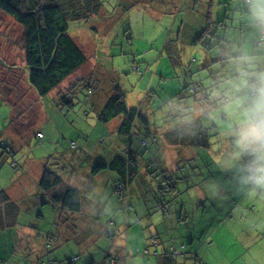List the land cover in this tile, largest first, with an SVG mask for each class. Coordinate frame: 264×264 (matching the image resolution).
Returning a JSON list of instances; mask_svg holds the SVG:
<instances>
[{
	"label": "rangeland",
	"instance_id": "1",
	"mask_svg": "<svg viewBox=\"0 0 264 264\" xmlns=\"http://www.w3.org/2000/svg\"><path fill=\"white\" fill-rule=\"evenodd\" d=\"M102 2V15L87 25L79 23L70 27V35L85 52L87 62L58 91L74 78L94 75V97L88 96L87 88L79 89L74 97L78 104L76 110L57 107L53 102L55 91L45 98H38L35 104L32 102L27 108L29 99H34V91L25 84L29 72L20 47L24 30L14 19L0 14V34L3 39L10 40L4 41L6 48L8 42L12 41V50L11 47L10 51L6 50L10 52L9 58L0 55V64L3 65V70L0 69V141L12 143L17 152L15 158L19 160L17 168L11 166L12 157H5L0 162V189H6L13 199L35 207V199L40 197L39 172L45 164L43 161L48 158L50 167H55L56 172L68 183H80L78 188L85 199L83 214L73 217L77 225L75 234L69 233L72 222L62 221L57 239L62 245L53 251L55 259H42L39 255L41 245L47 240L45 227L53 224L55 219L51 216L46 219H49L48 222L36 228L37 223L35 219H30V210L25 206L28 219L22 218L21 223L24 225L34 221L35 229L21 228L18 235L14 232L4 234L0 241L1 264L2 260L10 264H71L74 257L78 258L74 264H150L151 259L156 264L155 250H150L153 254L147 250V238L157 234L150 222L151 215L155 224L158 222L159 226L163 225L160 227L164 232L168 231L176 239L175 242L168 240L167 235L158 239L160 245L161 242H168L165 247L157 246L156 252L160 254L161 262L200 264L202 257L198 255L197 249L203 245H221L219 235L225 222L230 214L235 215L234 207L216 209V203L212 201H222L223 197L220 196L230 193L252 199L257 194L253 185L247 182L255 157L240 155L236 145L238 133L242 129V118L238 112H225V102L220 97L225 92L233 100L246 94L252 95L250 92H235L233 86L244 72L264 71V44H252V39L261 40L264 26L257 25L258 22L253 21L248 11H241L250 9L247 0H213L215 22L228 18L224 28L216 26L213 37L203 42L202 45L212 47L210 50L193 43L192 38L197 39L206 23L196 13L198 10L191 14L190 0ZM248 18L253 24H249L247 30L244 23L248 22ZM180 30L185 37L180 57L176 59L164 47L168 41L175 39ZM241 30H244L243 37ZM240 48L248 58L235 57L240 54ZM134 67L143 71L137 73ZM212 68L219 71L223 79L205 80L214 72ZM201 81L205 89L198 93L197 98L204 99L213 93L218 99L217 105L207 104L205 100L195 101V94L188 87L193 88L194 82ZM250 82H255L254 76L250 77ZM118 86L124 92L129 106L142 109L149 119L151 130L156 134L169 130L171 126H181L200 118L205 126L212 128L214 124L217 131L211 132L215 135L210 137L213 148H180L182 150L178 149V152L176 148H169L167 152H160L159 144L155 146L156 150L152 146L145 156L148 167L142 161L139 179L122 192H117L121 181L116 172L98 174L94 180L83 178L82 182H79L80 177L74 175L73 181H70L68 176H71V171L78 172L79 166L84 170L89 163L99 158L102 149L100 141L107 143L105 149L110 148L119 119L106 126L98 120L97 113L101 112L105 98L114 95ZM13 117L17 120V131L13 127V123H16ZM38 132L44 135L43 145L40 146L36 141ZM219 132L221 138L217 137L219 135L216 133ZM72 142L84 146V149L72 150ZM113 143L115 146L120 145L119 149L122 148L121 144ZM115 150L118 151L117 148ZM87 151L91 154L89 158L85 153ZM153 155L154 159L158 156V162L151 164L152 160L148 156ZM248 157H251L250 161H246ZM161 158L165 162L163 167ZM230 166L231 170L228 171ZM227 176L230 180L225 178ZM159 185L164 192L158 190ZM172 187L177 188L175 192H172ZM205 194L214 196L203 199ZM232 197L235 198L230 195ZM160 205L164 206V210L160 209ZM51 213L52 208L49 209ZM12 237L13 244L10 242ZM241 240L244 243V239ZM193 241L195 249L192 251ZM210 241L211 244H208ZM167 246L171 247L175 255L176 249L181 254L182 246L186 247L182 255L173 260L165 251ZM123 249H126V253ZM206 263L212 264L211 261Z\"/></svg>",
	"mask_w": 264,
	"mask_h": 264
},
{
	"label": "trees",
	"instance_id": "2",
	"mask_svg": "<svg viewBox=\"0 0 264 264\" xmlns=\"http://www.w3.org/2000/svg\"><path fill=\"white\" fill-rule=\"evenodd\" d=\"M190 1L192 4H195V7H198V11L201 15H203V19L206 23L205 29L201 32L197 39L195 40L192 38L193 43L194 45H201L207 50H210L212 47H209L207 44L202 45L203 42L208 37H213V31L216 26L224 28V26H226L225 21L228 17L225 21L215 22L213 18L215 6L213 0H210L209 2H207V0ZM247 4L250 5L251 9L252 0H247ZM103 8L104 6L102 0H0V14L2 13L7 17L14 19L23 27L24 31L20 47L24 52V64L28 68L29 72L27 76V83L36 92L38 97L45 98L55 91L53 99L55 105L59 108H66L68 110H76L78 107V104L74 101V97L82 87L89 90L88 96L94 97L95 92L92 90L94 79L93 74H88L77 79L74 78L67 86L63 87L59 91L58 89L68 79L72 78V76L87 62L85 52L70 35L71 25L79 23L84 25L89 24L90 21L102 15ZM250 9L241 11H248L250 14ZM235 19L236 18H234V21ZM249 24V21L244 23V27ZM257 25L260 24L258 23ZM241 34H244V30H241ZM184 37L185 34L180 30L175 39L168 41L165 44L164 49L167 53H170L171 57L176 59L180 57L181 45L184 41ZM252 44H254V46L256 44H264V34L260 41L252 39ZM240 50V54H237L235 57H249L243 54L241 48ZM253 56H256V54L253 53ZM208 65H210V62ZM134 68L135 71L137 70V73L143 71L139 67ZM212 70L214 72L211 73L210 77L205 80L214 79V81H216L217 74H219L220 79H223L219 71H217V73L215 68H212ZM193 86V88L189 86L188 90L192 94H195V101L197 100V102H200L197 96L198 93H202L205 89L203 87V82H194ZM211 97H214L213 93L212 95L203 97L205 103L212 106L215 104L217 105L219 103L218 101L210 102ZM105 99L106 100L103 102L104 105L102 106L101 112L97 113V118L105 125L115 119L120 120L117 133L112 136V139L114 136L118 139L120 138L122 141L121 144L125 149L124 151L120 150L119 153L112 157V154H114L112 147L114 145V140L111 139L109 144L110 148L106 149L105 147L107 146V143L102 140L99 142L100 146H102V149H100L99 152V158L89 163L88 167L85 165L87 168L84 170L82 166H79L77 169L78 172L71 171V176L68 177L70 181H73L74 175L75 177L82 176V179L89 178V180H94L97 176H99L98 174H103L105 172L108 173L109 171L116 172L121 181L117 187V192H122L139 179L142 161L147 164L148 167V162L145 161L146 153H149L153 147L158 146L159 136L151 133L152 126L142 109L139 107L129 106L127 98L120 86L116 88V93L114 95ZM227 99L228 97L225 95L221 97V101L223 102ZM90 100L92 99L90 98ZM182 126L183 125L180 127ZM183 127L182 130L177 132V137L175 134H172V136L178 140L176 141L177 143H174L175 146L173 147L176 148L177 152L178 149L179 151L182 150L180 148L203 150H210L213 148V145L210 143L205 145L203 142L204 133L209 130V127L207 128V126H205L201 118L193 120ZM210 129L212 131H217L214 124L212 128L210 127ZM172 131L173 130H170L167 133L170 134ZM216 134L219 135H216L217 137L221 138L220 132ZM214 135L215 134H211L210 137ZM210 137L208 139L209 141ZM43 140L44 135L41 132H38L36 135L37 145H43ZM187 143L190 145H187ZM11 144L0 141V150L2 151L0 157L3 156L2 159L0 158V162L4 160L5 157H12L11 166L13 168H17L19 166V160L15 158V154L17 152L12 147L13 144ZM193 145L195 146L192 147ZM79 148L82 150L84 149V146L80 147L76 144V142L71 143L72 150H77ZM140 149H142V151ZM85 153L87 158H89L91 155L89 151ZM154 157L155 155L152 157L148 156L149 160H152L151 164L158 162V156L156 159H154ZM162 159L163 158H161V165L163 167L165 162ZM247 160L250 161L251 157L246 158V161ZM43 162H45V164L41 167L39 172L40 182L38 185V196L40 197L39 199H35L37 204L35 207L25 201L13 199L6 189H0V241L3 239L4 234L14 232L18 235L21 228L23 230L27 228H39L42 223L48 222L52 216V218L55 219V222L53 224H49V227H45L47 229V233H45L47 240L41 245V254L39 255L42 259H45V257L55 259L53 251L62 245L59 240H57L60 236L58 231L59 227L61 226L62 221H64L63 223L72 222L69 233L75 234L77 232V225L74 223L73 217L75 215L79 216L83 214L85 199L82 194V190L77 186L80 185V183L75 185H72L71 182L68 183L60 174L56 172L55 167L54 169L50 167L48 164L50 162H48V158H46ZM231 166L228 167V171L231 170ZM237 166H240V164H237ZM80 172H88V176L86 174L80 176ZM249 175L251 176L252 172ZM225 178L230 180V177L228 176ZM252 185L257 192L254 197L258 199L259 196L264 194V188H258L254 183H251V186ZM176 189L172 187V192H175ZM222 189H224V186H222ZM158 190L160 192H164L160 185ZM221 193L224 194L223 191H221ZM205 195L208 198L210 195L214 196L212 194ZM219 196L220 195H217V197ZM226 196L227 195H224V197ZM212 202L216 203L214 200ZM25 206H27L30 210V219H35L37 223L35 227L34 221L24 225L21 223L23 219H28L25 215ZM48 208H52V215L49 214ZM160 208L164 210V206L160 205ZM216 209H219L217 203ZM47 218L49 219L46 221ZM38 233H41V231H38ZM41 235L43 236V233ZM150 239L152 246L156 247L159 243L158 238L152 237L149 238V240ZM51 240L54 242L53 244H51ZM10 242L13 244V237L10 238ZM185 247L186 246H182L183 249ZM147 250L148 253H150V250ZM171 250L172 249L170 247V250L167 253L168 255H171L173 260L182 255V250L180 251V254L178 252L179 250L176 249V255ZM155 254H157V252H155ZM187 254L191 255L189 252H187ZM2 261V264H10L7 261ZM77 261L78 258L74 257L71 264L77 263ZM112 261L114 263L116 262L114 259H112ZM199 262L200 264H207L202 261V258H200ZM39 264L45 263L39 262Z\"/></svg>",
	"mask_w": 264,
	"mask_h": 264
},
{
	"label": "crops",
	"instance_id": "3",
	"mask_svg": "<svg viewBox=\"0 0 264 264\" xmlns=\"http://www.w3.org/2000/svg\"><path fill=\"white\" fill-rule=\"evenodd\" d=\"M220 1H223V0H220ZM194 5L195 4H191V6L189 7V9L192 7V13L191 14H194L195 10H198V7L197 6L195 7ZM241 5L244 8L246 7V5L243 2L241 3ZM235 11H238V10H235ZM196 13H198L199 16H202V18H203V15H201L199 11ZM247 21H249L250 24L252 23L251 18L247 19ZM248 27H249V25L247 26V29H248ZM3 29H6V27H4ZM241 37H243V35H241ZM5 40L6 39H3L2 35L0 34V55L3 56V54H4L6 58H9L10 52H7V51H10V47L12 50V44H11L12 41L8 42V45L6 48V45L4 44ZM6 41H10V40H6ZM13 43L18 45V43L15 41ZM209 62H207V63L209 64ZM0 69L3 70L1 65H0ZM216 72H217V70H216ZM217 79H220L219 74H217ZM25 81H26V83H25L26 87L31 90L32 88L27 83V77L25 78ZM32 91H34V90L32 89ZM32 94L34 95V99H29V102H27V105H29V106H27V108L30 107V104H32V102H34L33 104H35L38 101V98H40V97H38V95L36 94L35 91ZM222 96H223V94H222ZM222 96H220V97H222ZM225 96H227L226 92H225ZM208 99H210V98H208ZM199 100L201 102L204 99L200 98ZM217 100L218 99H216L214 96L213 98L211 97L210 102H216ZM207 102H209V101H207ZM209 117H210V115L208 114V118ZM9 118H10L9 116L6 117L7 120H9ZM13 119H14V117H13ZM14 121L16 123L15 124L13 123V127H15L16 131H17L18 125H17L16 117H15ZM188 123L189 122H185L182 125L186 126ZM109 124H107V125H109ZM119 124H120V120H119V123L115 126V131H113V135L117 133V128H118ZM182 127H180L178 125L177 126H171L169 128V130H165V132L163 131L160 134H156L155 132H153L151 130V133L159 136L160 152H167L169 150V148L172 149L175 146L174 143H177L176 141H178V140L174 136H172V134H175V136L177 137V132H179L180 130H182L184 128V127L183 128ZM207 128L209 130L205 131L204 137H203V142L205 145H208L210 143V141L208 139L211 135V132H213L210 129V126H207ZM170 130H173L172 133H170V134L167 133ZM15 133L16 132H14L13 134H15ZM182 134L185 135L184 133H182ZM183 135H182V137L184 138ZM112 140H114L117 144L122 143L121 139L116 138V136H114ZM197 143H199V142H197ZM204 144H202V145H204ZM187 145H190V144L187 143ZM121 146H122L121 149H119L120 145L115 146V144H114L112 146L113 150H114V152H113L114 154H112V157H114L117 153H119L120 150L124 151V149H125L124 146L122 144H121ZM194 146L195 145H193L192 147H194ZM116 148L118 149V151L115 150ZM156 149L157 148L154 147L153 150H156ZM79 174H80V176L83 174H86L88 176V172H86V173L80 172ZM80 178L81 179H79V182H82V176ZM245 178H246V175H245ZM39 182H40V179L38 180V185H39ZM77 186L79 187V185H77ZM38 195H39V193H38ZM230 195L234 196L235 198L233 199V197H232V199H231L229 197ZM229 196H226V197L222 196L223 200L222 201H216V203L218 204L220 209H225L227 207H229V208L234 207V214L235 215L230 214V216L227 218V220L225 222V226L223 227V231L219 235L221 245H213L211 247H206L205 245H203L202 248L197 249L199 255L202 257V261L205 263L208 261H211L212 264H233L236 262L238 264H264V194H262V196H259L258 199H256V197H254V196H253V199L251 197L245 198L244 197L245 195L244 196H236L235 193H230ZM236 197H240V198H236ZM204 198L210 199V198H213V196L210 195L209 198L207 196H205V197H203V199ZM236 199H238V201H236ZM160 209L162 210V208H160ZM161 210H159V211H161ZM151 216H149L151 225L153 226V229L157 233L156 236H153V237L159 239L160 237L165 238V235H167L168 240L171 239L175 242L176 239L169 235L168 231H166V228H165L166 232H164V230L160 227L163 225L160 224V226H159L158 222L155 224L152 221ZM164 220L167 221V217H165ZM205 235H203V237ZM241 239H244V243ZM161 241H162V239H161ZM147 242H149L147 249H149L151 251L155 250L154 253L156 252L158 245L160 247H165V245L168 243L167 241L164 243L161 242V245H160V241H159L158 245L155 247V246H152L151 239L149 240V237L147 238ZM208 244H211V241ZM143 246H144V243H143ZM193 247H194V241L192 242V247L190 248V250L193 251L195 249V248L193 249ZM169 250H170V246H167V249L165 250L166 253ZM151 251L149 254H153ZM215 251H219V252L215 253ZM123 252L126 253V249H123ZM159 255L160 254L158 252H157V254H155V256H156L155 258L157 260L156 264H163L161 262V259L159 258ZM221 260H223V262H220ZM150 264H154L153 259H151Z\"/></svg>",
	"mask_w": 264,
	"mask_h": 264
},
{
	"label": "clouds",
	"instance_id": "4",
	"mask_svg": "<svg viewBox=\"0 0 264 264\" xmlns=\"http://www.w3.org/2000/svg\"><path fill=\"white\" fill-rule=\"evenodd\" d=\"M250 15L253 21L264 26V0H253ZM252 76L255 77L254 83L250 82ZM233 88L235 92L252 93L235 100L228 98L224 103V111L229 114L238 112L242 118V129L236 141L238 153L255 157L249 169L252 175L247 182L264 188V71L242 73Z\"/></svg>",
	"mask_w": 264,
	"mask_h": 264
}]
</instances>
